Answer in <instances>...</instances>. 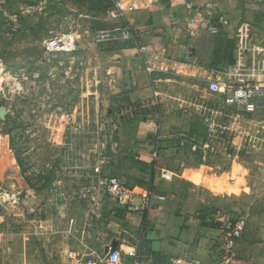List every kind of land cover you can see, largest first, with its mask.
<instances>
[{
	"label": "rangeland",
	"instance_id": "rangeland-1",
	"mask_svg": "<svg viewBox=\"0 0 264 264\" xmlns=\"http://www.w3.org/2000/svg\"><path fill=\"white\" fill-rule=\"evenodd\" d=\"M119 1L0 0V192L10 195H2L0 213L22 210L6 201L11 196L45 199L40 211L49 213L29 225L23 222L30 242L34 237V247L25 252L20 248L22 222L13 220L11 264L73 260L67 251L61 256L38 252L37 231L67 234L74 221L60 219L61 212H74L75 199H105L104 177L124 179L137 165L126 150L128 126L118 119L126 97L108 81V51L119 43L126 46L103 39ZM60 36L74 40L70 53L45 48ZM231 41L225 40L227 50ZM223 57L220 71L226 78L218 81H232L235 59ZM241 64L244 72L248 64ZM256 72L263 75L264 64ZM205 81L160 99L158 131L178 147L184 139L185 168L195 169L198 179L213 185L199 214L221 229L241 221V249L264 256V96L253 112H244L226 105L223 95L211 93ZM65 241L61 237L56 242Z\"/></svg>",
	"mask_w": 264,
	"mask_h": 264
},
{
	"label": "crops",
	"instance_id": "crops-1",
	"mask_svg": "<svg viewBox=\"0 0 264 264\" xmlns=\"http://www.w3.org/2000/svg\"><path fill=\"white\" fill-rule=\"evenodd\" d=\"M122 7L120 17H111L110 27L123 22L141 35L137 44L119 43L108 51V81L114 92L126 97V109L118 119L128 126L126 150L137 163L121 178L138 193L150 191L163 199L153 197L142 214L117 208L110 197L95 202L75 199L74 212L58 216H68L74 227L67 234L38 230L36 249L60 256L67 251L73 259L57 258L52 264H85L112 249L119 251L122 264H130L127 252L133 248L147 264H220L216 244L222 229L198 212L208 203L206 195L213 185L198 179L195 169L185 168V150L161 136L153 124L163 96L189 91L205 79L207 85L226 78L220 71L223 53L235 59V73L243 72L242 61L249 67L264 59V0H125ZM228 39L230 50L225 46ZM242 72L239 77L248 78L247 71ZM153 150L158 156L154 162ZM18 200L19 213H0L2 264L12 263L13 220L22 222L20 248L25 252L34 247V237L30 242L23 222L29 225L49 214L40 211L45 199ZM32 207L36 210H29ZM61 237L66 241L56 242ZM259 263L264 264V256L242 250L237 240L229 264Z\"/></svg>",
	"mask_w": 264,
	"mask_h": 264
},
{
	"label": "built area",
	"instance_id": "built-area-1",
	"mask_svg": "<svg viewBox=\"0 0 264 264\" xmlns=\"http://www.w3.org/2000/svg\"><path fill=\"white\" fill-rule=\"evenodd\" d=\"M124 1L125 0L116 2L115 10L110 12L111 17H120L122 15V9L124 8L122 4ZM106 32L107 35L103 37V39L116 40L125 44H137L141 35L140 31L133 29L123 22L111 26ZM74 46V40L69 36L53 38L45 43V48L51 53H70L74 49ZM137 47L140 51L144 50L143 45ZM262 64H264V59H260L257 63H254V65L245 68V71H247L246 76H248L246 79L237 80L240 75L232 70V81L223 82L211 80L208 82L207 88L213 94L223 95V101L226 105L235 107L244 112H253L256 102L264 96V89L262 86L264 74L262 75L256 72L260 71ZM235 80L238 82H235ZM153 127L156 128V130L159 128L157 123L153 124ZM178 142L180 147L184 145V139ZM157 157L156 150H153L151 153L152 161H156ZM94 172H100V167L98 165L95 166ZM103 180L105 193L108 197L114 199L116 207L130 213L142 214L143 211L150 206L153 197L163 199L161 196L153 195L150 191L138 193L117 175H106ZM2 195H8V193L0 192V200ZM8 196L10 197V195ZM137 200L138 202H136ZM6 201H8V203H18L19 200L11 196V199H6ZM242 229V222L237 221L229 229L221 230L220 237L216 244L220 264H229L232 260L234 248L237 240L241 237ZM127 256L131 258L130 264H147L146 261L137 254L134 248L127 252ZM113 257H116V259H113ZM85 264H122V259L119 251L117 249H112L102 258L88 259Z\"/></svg>",
	"mask_w": 264,
	"mask_h": 264
},
{
	"label": "clouds",
	"instance_id": "clouds-1",
	"mask_svg": "<svg viewBox=\"0 0 264 264\" xmlns=\"http://www.w3.org/2000/svg\"><path fill=\"white\" fill-rule=\"evenodd\" d=\"M113 259H116V257H113Z\"/></svg>",
	"mask_w": 264,
	"mask_h": 264
}]
</instances>
